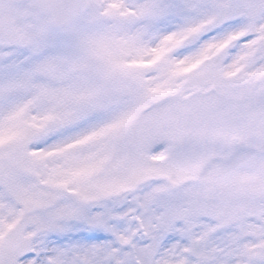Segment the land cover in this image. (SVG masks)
<instances>
[{
    "label": "snow or ice",
    "instance_id": "1",
    "mask_svg": "<svg viewBox=\"0 0 264 264\" xmlns=\"http://www.w3.org/2000/svg\"><path fill=\"white\" fill-rule=\"evenodd\" d=\"M0 264H264V0H0Z\"/></svg>",
    "mask_w": 264,
    "mask_h": 264
}]
</instances>
